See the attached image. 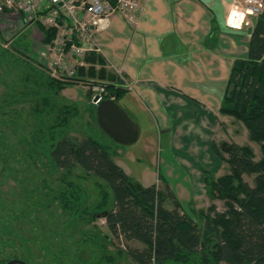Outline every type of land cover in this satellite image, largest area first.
Listing matches in <instances>:
<instances>
[{
  "label": "rangeland",
  "instance_id": "374dc122",
  "mask_svg": "<svg viewBox=\"0 0 264 264\" xmlns=\"http://www.w3.org/2000/svg\"><path fill=\"white\" fill-rule=\"evenodd\" d=\"M256 18L250 17L252 24L240 30H229L243 32L254 25ZM6 28L0 17V261L16 255L28 264H132L120 242L111 238L103 219L89 222L88 217L100 201L99 193L105 189L102 182L79 168L69 172L50 168L42 153L45 136L50 134L48 127L57 136L62 133L71 139H81L91 135L111 146L112 153L119 149L118 158L127 166L130 178L144 187L156 184L164 194L168 186L186 211L193 195L192 207L196 211L212 204L202 182L203 173L200 182L197 175L184 173L176 162L173 161L174 170L168 166L164 142L156 128L147 140L142 135L131 146H113L93 120L95 105L87 96L88 84L78 82L68 86L63 95H55L54 89L47 88L46 76L40 73L45 71L43 61L38 57V46H32L29 32L16 33ZM14 35L15 38H10ZM20 58L26 62L21 63ZM59 82L66 84V81ZM34 91L39 94H29ZM44 97L49 101L45 106L41 105ZM201 97L206 96L201 93ZM226 117H221L220 122L222 131L226 127L228 133L217 144L218 149L228 158L223 144L224 148L249 146L255 155L253 161L257 162L261 157L259 145L249 141L242 123ZM64 118L68 120L66 124L61 121ZM118 158H113L114 162ZM220 164L216 172L208 170L215 178L228 171L226 163ZM253 179L254 176L244 175V181L250 186ZM70 183L80 186L85 193L84 209L80 207L77 212L63 211L56 197ZM213 203L218 211L223 210L222 202ZM165 207L172 208L168 197ZM129 245L141 248L138 243Z\"/></svg>",
  "mask_w": 264,
  "mask_h": 264
},
{
  "label": "trees",
  "instance_id": "16d2710c",
  "mask_svg": "<svg viewBox=\"0 0 264 264\" xmlns=\"http://www.w3.org/2000/svg\"><path fill=\"white\" fill-rule=\"evenodd\" d=\"M87 62L104 66V61L96 57L87 58ZM40 71L55 95L78 82L89 85L99 81L105 85V99L118 103L126 92L119 79L104 68L86 72L81 69L79 76L66 84ZM36 91L29 94L38 95ZM88 95L90 99L89 92ZM47 102L44 97L41 105ZM219 114L242 123L249 141L259 145L261 157L255 162L249 146L230 145L224 149L228 156L225 158L212 142V153L228 165V171L217 178L211 171H203L202 182L212 200L205 210L183 211L168 186L164 194L156 184L140 185L114 162L116 151L112 153L111 146L91 135L71 139L62 133L57 136L48 127L50 134L45 136L42 153L56 171L79 168L102 182L105 189L99 193L100 201L88 217L89 222L103 219L111 238L120 242L132 264H264V9L250 34L247 58L232 64ZM92 116L96 120L95 110ZM61 121L68 122L67 118ZM244 175L254 176L253 186L244 181ZM56 197L63 211L84 209L85 193L76 184H67ZM166 197L172 202L170 209L165 207ZM214 201L222 202V211L217 210ZM131 242L141 248L131 247ZM13 259L28 264L16 255L0 264Z\"/></svg>",
  "mask_w": 264,
  "mask_h": 264
},
{
  "label": "crops",
  "instance_id": "0c3cea01",
  "mask_svg": "<svg viewBox=\"0 0 264 264\" xmlns=\"http://www.w3.org/2000/svg\"><path fill=\"white\" fill-rule=\"evenodd\" d=\"M232 2L139 0L136 27L113 15L107 29L97 35L105 70L116 78V70H120L132 86V90L124 89L117 104L138 127L139 138H151L156 128L168 166L173 169L174 161L184 173L197 175L200 182L204 170L216 172L223 163L210 144L221 143L228 133L226 127L222 131L220 122L227 117L219 110L232 64L247 58L258 18L249 31L229 30L225 19ZM119 153L117 149L113 158ZM115 163L127 174L125 163L120 159ZM194 198L187 211L180 204L183 211L193 208Z\"/></svg>",
  "mask_w": 264,
  "mask_h": 264
},
{
  "label": "built area",
  "instance_id": "2783aa9c",
  "mask_svg": "<svg viewBox=\"0 0 264 264\" xmlns=\"http://www.w3.org/2000/svg\"><path fill=\"white\" fill-rule=\"evenodd\" d=\"M263 9L264 0H233L225 25L240 30L250 24V17H258ZM140 11L139 0H0V17L6 29L29 32L32 46H38L42 66L57 81L77 78L81 69L107 68L99 63L90 66L87 62L90 57L104 59L97 35L107 29L113 15L123 17L129 26L136 27ZM116 74L121 87L132 90L121 71L116 70ZM88 86L93 105L105 99L104 83ZM96 96L99 99L94 103Z\"/></svg>",
  "mask_w": 264,
  "mask_h": 264
},
{
  "label": "water",
  "instance_id": "95a60500",
  "mask_svg": "<svg viewBox=\"0 0 264 264\" xmlns=\"http://www.w3.org/2000/svg\"><path fill=\"white\" fill-rule=\"evenodd\" d=\"M99 99L96 96L93 102ZM96 122L99 129L108 137L111 142L119 146H131L139 139V129L131 122L127 114L112 99L101 100L95 105ZM224 148V144L222 145ZM5 264H26L25 262L13 259Z\"/></svg>",
  "mask_w": 264,
  "mask_h": 264
}]
</instances>
